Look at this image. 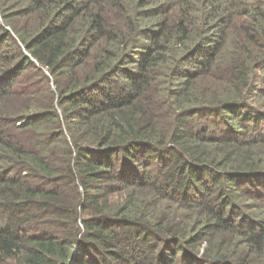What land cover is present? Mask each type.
Returning a JSON list of instances; mask_svg holds the SVG:
<instances>
[{
    "label": "trees",
    "instance_id": "trees-1",
    "mask_svg": "<svg viewBox=\"0 0 264 264\" xmlns=\"http://www.w3.org/2000/svg\"><path fill=\"white\" fill-rule=\"evenodd\" d=\"M0 264H264V0H0Z\"/></svg>",
    "mask_w": 264,
    "mask_h": 264
},
{
    "label": "rangeland",
    "instance_id": "rangeland-1",
    "mask_svg": "<svg viewBox=\"0 0 264 264\" xmlns=\"http://www.w3.org/2000/svg\"><path fill=\"white\" fill-rule=\"evenodd\" d=\"M261 81V79L259 80V82ZM259 85H262L261 83Z\"/></svg>",
    "mask_w": 264,
    "mask_h": 264
}]
</instances>
